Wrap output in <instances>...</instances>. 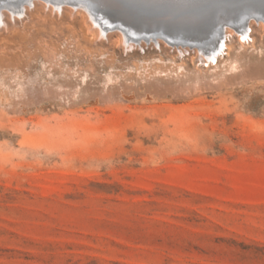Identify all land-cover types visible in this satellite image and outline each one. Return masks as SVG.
Listing matches in <instances>:
<instances>
[{
	"label": "rangeland",
	"instance_id": "rangeland-1",
	"mask_svg": "<svg viewBox=\"0 0 264 264\" xmlns=\"http://www.w3.org/2000/svg\"><path fill=\"white\" fill-rule=\"evenodd\" d=\"M32 1L0 26V264H264L263 22L212 62ZM103 1L157 26L264 8Z\"/></svg>",
	"mask_w": 264,
	"mask_h": 264
},
{
	"label": "bare ground",
	"instance_id": "bare-ground-1",
	"mask_svg": "<svg viewBox=\"0 0 264 264\" xmlns=\"http://www.w3.org/2000/svg\"><path fill=\"white\" fill-rule=\"evenodd\" d=\"M31 1L32 0H0V26L5 24L4 22V16L6 15L5 12L8 13L9 16L15 21V17L17 16L20 17L24 15L27 8H29L28 6L31 4ZM43 1L46 2L47 4H52L54 8L56 7L58 8V6H60L62 3H66V4L68 3L74 8H83L85 10L87 8V11H91V14L93 12L92 15H94L95 18H97V16L101 17V22L107 23V25H111L112 22H116L117 25L125 28L127 31H130L131 34L133 35L146 34L145 36H141V37H147L148 33L151 34L157 29L164 32L165 31L164 27L167 28L168 30L171 28L179 29L172 32L171 40L178 41L177 43L183 46L186 43L190 45H196L200 51L203 50L202 55L212 62L216 61L217 56L222 52L224 46L228 48L227 44L224 42L228 34L227 28L232 29V31L241 40H243L250 36V33L248 34V31H250L251 29V24L249 23L250 19H252L256 24H259L260 22H263L264 24V8L262 7H256V8L254 7L252 10H250V12L248 11L217 12L205 18L204 20H206V22L203 23V25L186 24L182 26H176V25L162 24L157 26V25H144L141 21H135L121 17L112 8L104 9L105 4L103 0H43ZM32 5L33 6L35 5V1H32ZM105 7H107V5ZM88 13L90 14V12ZM93 17L92 19L94 20ZM181 29L188 31L191 34L187 35L183 33ZM148 38L150 40L151 37ZM125 39L129 41L127 37H125ZM182 42H184V44H182ZM128 44H130V41ZM197 47L194 48L197 49ZM204 57L202 58L204 59Z\"/></svg>",
	"mask_w": 264,
	"mask_h": 264
},
{
	"label": "water",
	"instance_id": "water-1",
	"mask_svg": "<svg viewBox=\"0 0 264 264\" xmlns=\"http://www.w3.org/2000/svg\"><path fill=\"white\" fill-rule=\"evenodd\" d=\"M172 17V18H171ZM174 17V15H171V16H168L167 17V20L168 21H171V22H174V23H182V22H178V20H176L175 21V19L173 18ZM205 22H206V20H205ZM113 24H116V22H112ZM191 23H192V21H191ZM190 22H189V24H191ZM182 24H185V23H182ZM189 24H187V25H189ZM125 30V29H124ZM164 32H162V31H160V30H155L152 34H147V37H141V36H145V35H142V34H139V35H129V32L130 31H127V30H125V32H126V35L127 36H129V37H131V38H129V39H132V40H134V41H139L140 39H144V40H147V38L148 37H151V38H156L157 36H161L163 39H166V40H168L169 42H171L172 44H178L177 42L178 41H175V40H171V34H172V32L173 31H175V30H179V29H175V28H171V29H167V28H165L164 27ZM171 30V31H170ZM181 31H183V33H185V34H187V35H189V34H191V33H189L188 31H186V30H184V29H181ZM131 33V32H130ZM182 44H184V42H182ZM184 45H190V44H184ZM194 46H196V45H194Z\"/></svg>",
	"mask_w": 264,
	"mask_h": 264
}]
</instances>
